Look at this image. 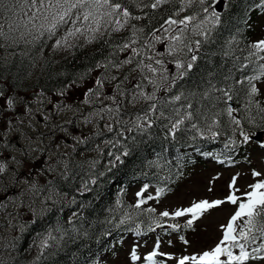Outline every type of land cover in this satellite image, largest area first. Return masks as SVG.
<instances>
[{
	"label": "snow or ice",
	"instance_id": "1",
	"mask_svg": "<svg viewBox=\"0 0 264 264\" xmlns=\"http://www.w3.org/2000/svg\"><path fill=\"white\" fill-rule=\"evenodd\" d=\"M220 2L221 0H211V3H209V0H0V69H7L16 61L19 64H23L25 60H29L34 66L36 58L38 56L42 57L45 49L59 52L76 47L83 48L85 44L101 41L104 44H108L111 39L115 38L116 34L125 32L126 30H130V34L122 38L126 42L116 47L120 51L130 50L133 56L127 57L119 63H114L113 66L121 68L124 65H132L133 57L139 56L142 50L133 45L138 43L141 38L139 34L144 33L145 27H147V25L138 26L133 21H140L149 15L148 13H144L143 16L136 15L133 9L139 8L143 12L145 8L155 10L165 4L179 3L180 7L173 15L165 19L158 29L149 32V35L156 42L161 43V37L156 33L160 30L168 33L164 37L168 41L166 52L157 54L160 56H171L173 59L167 63L174 65L175 72H171L164 59H155L149 56L147 58L152 60V63L145 64L143 59L135 62V66L130 71L139 72L143 79L153 86L154 90L151 93H147L144 91L143 85L137 84L135 86L139 89V92L134 91L129 103L135 105L138 100H143L146 107L141 109L143 115H136L132 128H126L125 130L144 131L145 127L152 126L155 122L152 116L159 112L157 119L164 118L169 120L170 127L168 125H165V127H168V134L173 138H175L176 132L181 130V125L185 121L191 122V128L203 135L197 123L193 122L200 120L207 125L208 131L214 137L218 134L212 130L214 127L219 126L217 117L226 114L229 117V123L236 125V128L240 129L239 134L243 138V142L247 143L254 133L249 134L243 130L242 120L233 115L239 112L240 109L234 108L228 102L234 99L238 102L239 94L243 92L245 97V119L247 122L255 125L257 116L260 117L261 121H264V104L256 99L260 95V90L255 83L264 79V64H260L254 69L253 75L244 76L239 80L235 79L231 74L224 76L225 84L221 87H217V84L213 83L211 78H209L208 87L203 92L189 91L185 94L184 91H180L179 94L167 99L158 98L157 96V93L161 91L171 92L179 84V81L187 77L200 59L198 55L200 50L204 45L213 42L211 34L222 23L221 13L215 10L213 5H219ZM196 3L201 6L208 4V7L202 8L205 15L199 16V14L194 13L184 15L179 19L173 18L174 16H180V13L190 9ZM256 7H264V0H259ZM209 8H213V10L209 12ZM244 22L247 23V21ZM228 43L230 45L231 41ZM142 47L151 48L152 43L145 39ZM251 47L255 51L251 52L250 56L264 51V40L253 43ZM223 55L227 56L229 53L225 51ZM7 57H12L13 59L8 60ZM258 58L264 59V57ZM45 63H47L46 59ZM244 67L246 65L240 66L241 69ZM170 72L171 76L169 75ZM147 73H151L152 76H148ZM209 75L211 77L212 74ZM156 76L160 77L159 83L153 78ZM0 79H3V73H0ZM112 79H116V77H112ZM97 84H100V81H97ZM237 85L241 87L237 88ZM117 88L119 89V85H117ZM215 92H219L220 96H213ZM188 96H199L200 100L197 103L209 100L212 102V108H215L221 101L226 107L222 111L213 114L210 118L208 112L211 109L209 108L207 112H202L200 109L194 108L193 102L188 100ZM0 97L6 100L9 109L14 107V99L5 97L2 86H0ZM182 98L187 103L182 104L180 108L172 107L171 112L174 115L166 116L163 109L173 105L177 101H181ZM109 99H112L116 104V111L119 113L122 101H116L115 97H109ZM181 108L184 109L183 114H181ZM253 108L255 109V114H253ZM189 109L193 110L189 111ZM100 111L111 112L112 108L106 106V108H102ZM101 119H103V116H101ZM11 123L9 120V125ZM120 123L126 122L120 121ZM261 126L264 127V125ZM32 127L35 126L33 125ZM105 127H107L109 132L113 131L112 124H106ZM233 131H236V129H233ZM37 133L39 137L46 138V134L40 132L38 129ZM117 135L123 136V131L118 132ZM106 143L116 147L120 141L116 140L115 143L107 141ZM3 144L4 137L0 136V145ZM20 151L24 152L25 150L21 148ZM128 154L126 149L121 153L123 156H127ZM108 155L112 156L113 153L109 152ZM121 155H116L115 160L119 161ZM7 159L14 160L16 164L23 163V161L17 159L15 156L5 157L3 160H0V178L5 177L9 171H14L6 163ZM57 163H60V161H57ZM92 163L93 165L95 164L94 161ZM64 168L65 172L61 173V175L67 179V162H64ZM252 175L253 177H259L262 173L253 171ZM90 182L96 183L95 180H91ZM236 182L237 177H233L229 184L230 191L224 200H200L193 202L190 207L177 208L171 214L168 211L160 213L162 217H169L171 215L174 218L190 215L191 219L187 220L185 227H191L195 220L209 210L215 209L226 202L237 205L235 212L231 215L227 224L220 226L223 229L222 238L214 247L203 251L199 255L194 254L180 257L177 260V264H264V180H258L248 185L250 191L243 192L236 187ZM82 187L86 189L87 184L85 183ZM34 191L39 192L41 190L36 189ZM162 191V189H158L157 196ZM237 193L240 194L238 195ZM140 195V193H137V196ZM50 198V196L46 197V199ZM148 199H153V197L149 196ZM144 202V200H139L135 207L139 208ZM0 207H3V204H0ZM147 211L155 210L148 209ZM125 219H128V217L126 216L120 223H124ZM170 227L176 229L179 226L170 225ZM57 231H60V229H57ZM61 238L49 232L40 241L41 255L37 256L32 264H39V261L43 258L44 250L53 247L54 243L58 244ZM181 240H184V238L181 237ZM184 243L187 244L189 242L184 240ZM13 247L15 246L13 245ZM158 248L159 241L156 244V249ZM158 255L164 256L168 254L159 253L154 249L144 259L149 264H157L155 258ZM130 256L133 261L140 259L135 248L132 249ZM0 264H9V262L0 258ZM160 264H163V262L161 261Z\"/></svg>",
	"mask_w": 264,
	"mask_h": 264
},
{
	"label": "trees",
	"instance_id": "2",
	"mask_svg": "<svg viewBox=\"0 0 264 264\" xmlns=\"http://www.w3.org/2000/svg\"><path fill=\"white\" fill-rule=\"evenodd\" d=\"M247 0H229L224 1L219 7H214L215 10L221 13L222 23L218 25L215 31L212 32V41L209 44L203 46L199 52L200 59L197 61L196 66L190 72V74L185 77L183 80L179 81V84L172 89L171 92H158V98H170L176 94H179L180 91H184L187 94L189 91L192 92H203L206 87H208V80L211 78L213 83L217 84V87H221L225 84L223 79L224 76L231 74L235 79L239 80L242 77H238L241 65H245V56L244 52L248 50L243 44H240L237 49L236 43L234 40V35L241 33H250L252 28L250 23H245L247 18L243 16L242 12L238 9L243 2ZM177 3H169L161 6L158 9H144L137 13L138 15H144L148 13V17L141 21H137V25H147L145 30L148 31L146 38L150 42H155L154 38L149 35L150 31L158 29L160 25L164 22L165 17L171 15L173 10L176 8ZM180 4L178 3V9ZM213 8H211V11ZM184 16L183 12L180 13V16H174L173 18L179 19ZM149 18L150 23H149ZM167 27V25H165ZM239 30V32H238ZM163 30H160L156 34L159 35ZM252 35V32L250 33ZM161 40H165L164 37H161ZM165 46L159 48L156 51H152V57L155 59H164L167 67L170 69L172 66L171 61L173 58L171 56H160L157 53L166 52L168 41L165 40ZM229 41L231 44L229 45ZM115 47H109L108 44L101 42H96L92 48L86 50L77 49L74 51L73 55L64 57L60 62L55 63L53 59L47 58L49 55L50 49H45L42 57H46L47 63L43 61L39 67L37 73H31V66L33 64L29 60H25L23 64H19L18 61L14 62L7 69H0V73H3V79H0L1 86H5L3 91L10 90L13 93H16L17 90L25 87L21 84L33 82L36 84V88L39 87L46 93L54 94L58 88L65 87V85L70 82H81V79L88 74L98 63H107L114 55ZM227 51L229 55L225 56L223 53ZM40 56L36 58L37 62ZM8 60H12V57H7ZM152 60L145 62L152 63ZM127 73V70L124 71V75ZM30 74V75H29ZM209 74H212L211 77ZM148 76H152L151 73H147ZM171 76V74L169 73ZM160 82V77H153ZM87 80V79H86ZM144 86V91L151 93L154 89L152 85H149L146 80L143 79L141 74L132 80L128 81L127 89L133 90V88L140 84ZM241 87L237 85V88ZM242 93V92H241ZM239 94V96L241 95ZM213 96H220L219 92L213 93ZM90 100L93 99V95L89 94L87 96ZM188 100L193 102L194 108L200 109L202 112H207L210 108L211 111L208 112L209 117L216 112L222 111L220 103L216 105L215 108H212V102L209 100H204L201 103H197L200 100V97H191L188 96ZM236 101V99H234ZM121 100H118V102ZM239 102V109L241 110L242 117H245L244 103ZM151 103V102H148ZM185 99L175 102L173 105L164 108L166 116L174 115L171 112L172 107L180 108L182 104H186ZM206 106V107H205ZM146 107V104L143 100H138L135 105L126 102L125 104H120V111L116 113V116L111 120L110 124L113 125V131L109 132L107 127H103V121L98 119L91 129L90 133L93 139L104 141V146L102 147L103 154L114 161L116 164L110 169L106 179H114L116 172L123 168L121 172L125 171L131 176L132 180H146L149 174L154 173L159 175V180L163 183L171 184L175 180V169L173 159L170 157L169 151L167 150L164 154L165 149L169 146L170 142H175L176 144H182L188 140H191L195 137H203L211 135V132L208 131V128H200L203 132V135L198 133L195 129H192L190 124L191 122L185 121L181 125V130L177 131L175 138L168 134V125L170 123L168 119H157L159 112L152 116V119L155 121L151 127H145L144 131H126V128H132L133 122L135 121L136 115H143L141 111L142 108ZM93 108L97 109V105H94ZM181 114H183L184 109L181 108ZM193 109H189L192 111ZM253 114H255V109L253 108ZM223 115L217 117L223 118ZM178 118V117H176ZM124 121L126 123H120ZM197 123V126L200 127L205 124L202 120L193 121ZM210 122V121H209ZM217 133H222L219 127H214L212 129ZM123 131V136L117 135L118 132ZM225 134V133H223ZM134 137V139H133ZM119 140L120 143L113 147L111 144L106 143L107 141ZM160 149L158 151V148ZM128 151L127 156L121 155L124 150ZM113 153L112 156H109L108 153ZM163 158L160 159V157ZM116 155H121L119 161L115 160ZM182 167H176V171L180 172ZM74 180L82 179V176L78 173H75L73 176ZM104 179V178H103ZM85 182V180H83ZM105 183V182H103ZM79 188V187H78ZM96 196V195H95ZM106 196V195H104ZM83 198V196H81ZM125 197L121 196L120 201L124 202ZM96 198L93 196L90 198L87 209L82 214V220H77L74 222V231L70 234V239L66 237L61 241V246L63 248L56 247V251L51 253L53 250H49L47 254L43 256L39 264H77L82 255V250L92 244L94 241L103 238L104 229L107 226V220L101 211L97 210L95 206ZM148 209L134 208L128 215V219H125V224L135 226L139 231H143L149 228L157 219L153 211H147ZM69 235V233L67 232ZM121 232L118 230V227H114V233L111 240L106 244V249L112 245V241L117 239L120 236ZM9 264H29L23 260L20 255H15L13 257L5 259Z\"/></svg>",
	"mask_w": 264,
	"mask_h": 264
},
{
	"label": "rangeland",
	"instance_id": "3",
	"mask_svg": "<svg viewBox=\"0 0 264 264\" xmlns=\"http://www.w3.org/2000/svg\"><path fill=\"white\" fill-rule=\"evenodd\" d=\"M262 25L264 26V23H262ZM260 86L264 93V80L261 82ZM74 95L76 98H79L76 91ZM46 104H48V102ZM37 108L44 109L38 106ZM40 113L42 114L43 110ZM38 118H43V116L41 115V117ZM3 128L7 127L3 126ZM263 134H258L256 145L252 143L246 146L247 149H249L248 154L252 157V163L250 165L240 164L238 167L234 165L218 166L211 164L206 165V167L196 165L193 167L190 175L182 180L174 190L161 200L159 208L172 210L173 213L177 208H186L189 204L200 200H224L225 196L230 191L229 184L233 177H237L236 187H238L241 192L248 191V185L258 180H264V151L259 148V146L264 143ZM253 171L260 172L262 175L253 177ZM137 193V191H132L131 198L140 200V196H137ZM237 194L239 195L240 193ZM234 210L235 207L226 202L199 217L196 221V229L186 234L185 240L189 242L187 244L184 243V240H178L172 236L165 238H160L155 234L148 237L125 236L127 240L122 243L120 249L116 250L114 261L108 260L107 264H138L141 262L143 256L145 257L148 250L156 248L158 241V251L168 255H164L163 259L157 260L159 261L157 264H160L161 261L163 264H176L178 257L183 255H199L204 250L209 249L213 243L218 241L220 236L219 226L228 222ZM180 218L184 220L191 219V216L187 215ZM2 227L3 226H1V228ZM133 248L136 249V253L140 257V259L136 261H132L130 256ZM147 264H149L148 261Z\"/></svg>",
	"mask_w": 264,
	"mask_h": 264
},
{
	"label": "bare ground",
	"instance_id": "4",
	"mask_svg": "<svg viewBox=\"0 0 264 264\" xmlns=\"http://www.w3.org/2000/svg\"><path fill=\"white\" fill-rule=\"evenodd\" d=\"M51 199H52V200H54V199H55V197H54V196H52V197H51Z\"/></svg>",
	"mask_w": 264,
	"mask_h": 264
}]
</instances>
